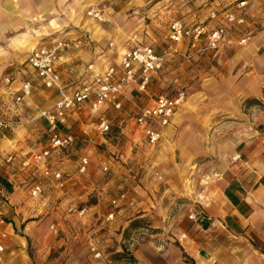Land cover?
<instances>
[{
    "label": "crops",
    "instance_id": "1",
    "mask_svg": "<svg viewBox=\"0 0 264 264\" xmlns=\"http://www.w3.org/2000/svg\"><path fill=\"white\" fill-rule=\"evenodd\" d=\"M101 1L0 0V71L6 64L18 60L23 48L29 46L28 53L30 47L49 44L60 37L81 39L80 44H72L58 51L55 67L64 84L83 78L87 62L92 60L94 67L99 68L106 59H112L117 51L130 46L133 41L120 46L122 44L113 40L114 45L110 48L106 45L109 39L101 43L98 37L93 36L90 30L92 19L85 15L84 10L89 5L99 7L104 4L111 9L110 2ZM206 3L211 2L207 0ZM262 5L264 0L255 1L247 17L248 27L255 21L253 16L256 11H261ZM200 10L203 15L198 20H203L207 16L206 5ZM165 32L166 29L161 32V39L152 36L151 40H142L161 45ZM82 53L89 55L85 64L79 61ZM23 61V65L20 64L22 61L13 65V75L10 77L15 84L28 79L31 92L18 103L10 101V106H2L5 101L1 98L0 116H10L6 115L7 108L12 110L11 114L22 113L36 91L52 94L50 103L37 107L38 116L39 109L50 106L57 96L55 89L41 84L27 64L26 56ZM183 65L192 67L184 73L187 77L188 101L185 99L181 103L176 116L164 127L156 151L147 153L148 143L141 132L140 136L132 137L135 138L132 141L134 145L146 149L144 160H139V163L149 170L155 161L161 179L154 181L152 178L139 185L127 176V185L123 186L128 190V200L143 206L140 209L155 206L153 211L157 212V222L161 226L156 234L164 240L170 237L178 241L169 246H157L161 260L145 258L140 264H264V29L253 32L246 45L226 46L215 53L196 55L190 59H169L162 70L153 76L146 92H136L127 87L119 95L122 107L137 110L139 106L152 101L158 93L170 92L171 89L167 88L170 81L165 80L164 70L173 66V85L180 84ZM225 76L228 84L217 88L221 90L217 92L218 95H209L210 91L205 90L207 84ZM1 92L7 97L2 88ZM82 109L69 111L58 126ZM42 123L46 137L44 119ZM8 130L13 128L0 131V164L9 154L1 152L4 144L10 140L6 136ZM67 148H61L63 155L68 154L64 151ZM58 151L51 152L47 157L48 163ZM62 159L64 167L72 166L67 160L70 158L63 156ZM58 164L49 165L63 173ZM120 168L128 172L125 167ZM130 168L136 172V167ZM154 169L152 166L153 173ZM66 180L63 185H66ZM10 185H13L10 178L0 171V192L5 198L3 203L8 199L2 189H8ZM87 186L75 182L70 192L74 195L83 193ZM91 186L96 190L98 186L102 190L113 191L114 187L120 185ZM136 205L133 208L136 209ZM92 206L97 207V204L90 203L86 208L90 210ZM128 207L130 204L124 202L117 208ZM89 212L81 217V236L97 244L99 235L106 231L99 233L96 215ZM189 212H194V218H188ZM104 216L101 221L105 220ZM169 229L174 234L172 237Z\"/></svg>",
    "mask_w": 264,
    "mask_h": 264
},
{
    "label": "rangeland",
    "instance_id": "2",
    "mask_svg": "<svg viewBox=\"0 0 264 264\" xmlns=\"http://www.w3.org/2000/svg\"><path fill=\"white\" fill-rule=\"evenodd\" d=\"M206 1L103 0L101 2H110L111 9L106 8L102 3L104 5H100L99 8H101L103 20H91L93 25L90 30L94 37L101 40V43L106 39H112L117 44H122L120 46L128 45L131 38L151 40L154 36L161 39V32L167 29V24L173 17H183L187 21L198 20L202 17L203 11L200 8H203ZM253 19L255 21L249 28L253 32L263 30L264 6L260 12H255ZM35 44L34 42L33 45ZM27 49L23 48L18 60L6 64L0 71V99L5 101L2 106L7 104L10 106L12 102L1 92L2 78L4 75H13V65L16 63L22 61L20 64L23 65ZM81 56L82 59L79 61L85 64L89 55L82 53ZM183 67L181 77H179L180 84L174 85V79H172L174 74L171 73L173 66L164 70L165 80L170 81L167 88L171 90L168 93H173L176 87L180 86L185 89L186 96H188L187 77L184 73L192 67L187 65ZM226 78L227 76L211 80L205 90L210 91L209 95H218L217 92L221 90L217 88L228 84ZM38 86L42 88L40 84ZM51 98L52 94L36 91L19 115L11 114L10 108L6 109V115H10L8 117L16 123L12 126L13 130L6 132L10 140L1 150L11 155L9 161L1 159L0 171L10 178L13 185H10L8 189H2L8 201L0 204V240L4 245L0 253V264H140L145 258L150 261L161 260L162 255L157 252V246H169L177 244L178 241L170 237L164 240L156 234L161 226L157 222V212L153 211L155 206L150 209H140L143 206L136 205L134 202L128 208L118 210L117 207H111L109 202L115 191L126 190L128 192L123 186L127 185L125 181L127 176L133 178L134 182L139 185L152 178L154 181L161 179V173L155 168L157 166L155 161L151 165L159 176L152 172L151 165L147 170L148 168L139 163V160H144L146 149H140L132 142L135 140L132 138L134 135L140 136V130L133 121L136 109L126 108V106L119 108L107 106L92 111L88 107H83L80 113L69 117L65 123L61 124L59 129L71 131L74 140L67 146V150H64L65 153L68 152L67 155H63L64 153L59 148V153L53 155L52 160L49 161L52 165L58 162L63 176L67 179L66 185L57 186L44 176L41 167L29 158L31 151L37 150L45 143L43 118L36 115L37 107L47 105ZM100 115L109 123L107 132H100L96 128ZM146 146L148 151L152 149L147 153L156 151V144H146ZM81 155L87 158V166L83 172L77 170L78 159ZM63 156L66 159L70 158L67 160L72 165L71 167H64ZM101 162L108 167L105 172L99 168ZM131 166L136 167V172L130 168ZM120 167H125L128 172L126 173ZM34 181L39 182L42 187L41 192L35 196L29 192V187ZM75 182L89 186L83 193L74 195L70 192V187L75 186ZM91 185L120 186L114 187L113 191H107L98 186L96 190ZM94 202L97 207L92 206L88 210L86 206ZM69 204L75 208L83 206L85 209L80 215L75 211L68 212L66 208ZM135 205L136 209L133 208ZM109 208L113 210L112 217L101 221L102 215H105ZM129 208L132 209L129 210ZM86 209L87 212H85ZM89 211L96 215L99 233H102L101 230L106 231L99 235L97 244L86 236H81L80 225L83 224L81 217L90 213ZM50 223L56 227L55 231L49 227ZM168 232L171 237L174 235L171 229ZM92 246L94 250L99 251L98 256L93 255L94 250L90 248Z\"/></svg>",
    "mask_w": 264,
    "mask_h": 264
},
{
    "label": "built area",
    "instance_id": "3",
    "mask_svg": "<svg viewBox=\"0 0 264 264\" xmlns=\"http://www.w3.org/2000/svg\"><path fill=\"white\" fill-rule=\"evenodd\" d=\"M256 0H210L204 3L207 7V16L203 20L187 21L183 17H173L167 24L162 44L144 41L140 38H131L133 44L117 51L112 59L95 68L93 61L85 65L84 77L64 84L55 67L60 48H68L72 44H80L81 39H67L60 37L52 43H41L30 47L26 62L33 69L41 84L56 90V98L48 107H42L38 116L46 122L45 143L37 150L30 153V158L35 164L41 166L42 174L53 181L54 185L62 186L65 181L63 173L49 165L47 157L51 152L70 145L74 135L69 130L61 131L58 123L71 110L88 107L97 110L100 107H122L119 95L127 87L136 92H146L153 76L159 73L164 64L171 58L190 59L196 55L215 53L220 48L232 45H246L252 38L253 32L247 25V17ZM98 6L89 5L85 15L94 20H103L102 12ZM107 47L114 45L113 40L106 41ZM2 90L12 103H18L24 96L31 92L28 79L15 84L10 75L2 78ZM186 92L183 87H176L173 93H158L152 101L137 108L133 121L140 130L146 143L154 145L163 135L164 127L177 113L178 107L185 100ZM16 121L9 117L0 116V131L11 128ZM96 128L100 132L109 130V123L103 116H99ZM11 155L5 157L10 160ZM87 166V158L81 155L78 159L77 170L83 172ZM105 163L100 164V170H107ZM154 174L157 171L154 170ZM159 176V174H157ZM41 185L34 181L29 187L31 195L41 192ZM5 198L0 192V204ZM111 207H120L122 203L132 204L128 200L126 190L118 191L109 199ZM68 212L83 213L84 207L75 208L69 204ZM113 215V210L105 213L106 220ZM188 218H194V212L188 213ZM49 227L54 231L53 223ZM4 245L0 240V253ZM94 250V247H90ZM94 256L99 255L98 250L93 251Z\"/></svg>",
    "mask_w": 264,
    "mask_h": 264
},
{
    "label": "trees",
    "instance_id": "4",
    "mask_svg": "<svg viewBox=\"0 0 264 264\" xmlns=\"http://www.w3.org/2000/svg\"><path fill=\"white\" fill-rule=\"evenodd\" d=\"M1 182H2V180H1Z\"/></svg>",
    "mask_w": 264,
    "mask_h": 264
}]
</instances>
